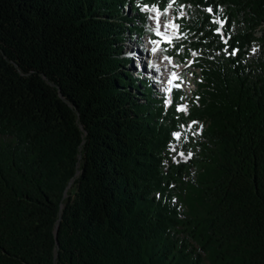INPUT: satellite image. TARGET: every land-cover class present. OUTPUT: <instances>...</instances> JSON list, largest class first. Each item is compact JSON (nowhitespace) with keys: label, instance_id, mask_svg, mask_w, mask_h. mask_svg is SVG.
<instances>
[{"label":"trees","instance_id":"1","mask_svg":"<svg viewBox=\"0 0 264 264\" xmlns=\"http://www.w3.org/2000/svg\"><path fill=\"white\" fill-rule=\"evenodd\" d=\"M169 7L171 100L124 54ZM0 264H264V0H0Z\"/></svg>","mask_w":264,"mask_h":264},{"label":"rangeland","instance_id":"2","mask_svg":"<svg viewBox=\"0 0 264 264\" xmlns=\"http://www.w3.org/2000/svg\"><path fill=\"white\" fill-rule=\"evenodd\" d=\"M147 10L149 14L144 27L145 34L129 37L124 43V54L132 60L134 75L150 78L154 91L166 92L169 100L172 97L169 91L170 86L183 85L187 94L191 95L196 89L195 75L192 73L194 68L189 63L191 59L183 62L180 57H173L168 51L169 44L179 36L177 15L174 9L169 7L166 11L157 8ZM183 13V11L180 12V14ZM172 44L175 43L172 42ZM166 69L170 70V75L169 73L164 74ZM179 107L185 110L188 108L185 103L179 104ZM72 182L73 179L68 186L69 190H72Z\"/></svg>","mask_w":264,"mask_h":264},{"label":"bare ground","instance_id":"3","mask_svg":"<svg viewBox=\"0 0 264 264\" xmlns=\"http://www.w3.org/2000/svg\"><path fill=\"white\" fill-rule=\"evenodd\" d=\"M160 60H161V59H160ZM139 63H140V65H141V61H139ZM169 71H170L169 69H166L164 74L166 75V74L169 73L168 75H170V72H169ZM172 76H173V75H172ZM169 77H170V76H169ZM168 80H169V79H168Z\"/></svg>","mask_w":264,"mask_h":264},{"label":"snow or ice","instance_id":"4","mask_svg":"<svg viewBox=\"0 0 264 264\" xmlns=\"http://www.w3.org/2000/svg\"><path fill=\"white\" fill-rule=\"evenodd\" d=\"M209 11H211V9H209ZM171 26L176 27L175 25H171ZM217 31H219V29H217ZM232 54L234 55L235 52H232ZM193 55H196V53H193ZM189 63H191V62H189Z\"/></svg>","mask_w":264,"mask_h":264},{"label":"water","instance_id":"5","mask_svg":"<svg viewBox=\"0 0 264 264\" xmlns=\"http://www.w3.org/2000/svg\"><path fill=\"white\" fill-rule=\"evenodd\" d=\"M70 185V184H69ZM67 195V192L65 191V193H64V196H66Z\"/></svg>","mask_w":264,"mask_h":264}]
</instances>
